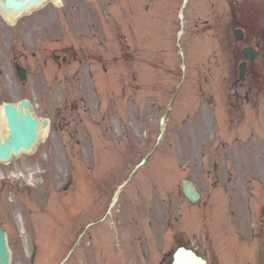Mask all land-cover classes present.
I'll list each match as a JSON object with an SVG mask.
<instances>
[{"label":"rangeland","instance_id":"rangeland-1","mask_svg":"<svg viewBox=\"0 0 264 264\" xmlns=\"http://www.w3.org/2000/svg\"><path fill=\"white\" fill-rule=\"evenodd\" d=\"M97 1L100 5L104 2ZM217 1L218 7L212 8L226 22L229 16L226 0ZM200 2L159 0L148 8L124 5L121 16L124 24L138 22L137 33L145 46L142 64L136 62L139 46L132 28L129 31L119 24L122 31L127 33L122 39H118L116 32H111L116 26L115 19L113 27L96 21L98 24L92 29L82 15L81 25H77L81 26L83 33L78 38L71 37L73 30H68L63 24V30L69 31V35L59 41L56 40L55 20L40 27L27 23L23 31L15 34V57L20 64L25 58L21 52L25 48L36 52L37 58L47 57V60L43 64L37 59L24 60L26 62L22 64L28 69L29 83L24 87L16 85L14 89L2 82L1 79L8 80L10 77L6 66H0L4 75L0 73V106L4 101L16 102L25 96L32 101L37 116L48 118L50 125L35 152L22 154L9 164H0L4 177L17 171L35 170L31 180L36 183L34 187L27 186L24 178L19 177L6 179L7 185L0 190V224L8 231L11 264H62L64 256L68 258L64 264H122L123 256L127 264L130 261L132 264H156L158 253L155 251L143 259L132 252L136 255L132 259L133 254L125 253V246H129L130 242L124 241L119 233L120 228L118 232L110 227L113 221L118 223L117 218L108 216L106 221L101 218L104 211L100 212V209L105 200L111 197L127 173L155 146L157 152L151 154L143 167L130 176L121 191L134 194L138 189L145 192L149 187L158 195L159 201L165 199L160 203L166 206L168 193L172 192L170 195L173 198L178 193L179 177L191 173L203 193L196 206L206 211L211 198L216 200V192L210 185L211 178L200 174L203 170L199 165L200 150L205 141L214 146L218 139H223L229 141L226 145L233 148L239 143L232 141V133L236 132L240 139H245V129L257 127L262 129L258 137L264 138V106L259 113L248 112V108L245 115L233 111L229 115L233 121V131L217 136H212L215 131L206 125L201 115L203 113L194 112L199 100L205 99L200 108L208 114L215 111L216 106L217 128L221 126L217 105L221 99H225L226 88L232 79V59L226 55L223 58L217 52L218 43L225 39L211 36L216 25L212 23V9H201ZM245 2L247 8L262 7L261 0ZM46 14L48 10L38 13L39 16ZM72 17L74 15L68 20L73 21ZM191 18L199 25L207 20L206 32L194 34ZM28 27L32 28L30 36L26 34ZM92 33L95 36L92 37ZM61 44H73L79 49L75 52L82 64L73 61L66 64L68 74L77 70L78 82L74 80L63 85L55 82L58 70L51 51H56L54 49ZM127 44L130 46L126 47ZM244 44L239 43L240 48ZM121 47L130 48L132 60L121 56ZM147 47L158 50L152 53ZM162 57L164 60L158 61ZM102 64L107 71L102 70ZM89 70L92 78L86 77ZM178 70L181 76L178 75L177 79L175 75ZM133 72L138 75L137 83L131 80ZM220 79L221 85H224L222 93L218 88ZM251 93L252 99H264V83L249 90L250 96ZM157 99H166V105L170 107L161 128L159 118L165 114V102L159 101L162 105L159 108ZM210 99H214V106ZM154 100L156 102L151 103ZM74 103L78 105L76 110L72 109ZM222 113L225 118V113ZM162 128L164 134L158 137ZM159 140L163 141L158 143ZM260 141L258 138L254 144L249 142V147L237 154L238 160L245 164L251 162L257 170L256 161H264V146ZM184 157L190 160L185 167L182 161ZM68 166L78 173L72 176L68 188L63 190ZM234 172L232 176L239 174V178H243V175H247L249 180L245 182L244 177L243 181L238 179V182L224 183L229 188L226 195L227 201L230 198L229 208L233 209L231 215L227 211L228 217L209 215L203 211L196 214L193 208L185 213L189 221H186L190 234L187 236L189 246L197 248L212 260L211 264H217L212 259L214 252L219 264H246L248 261L256 264V252L247 246L254 248L258 245L260 252L264 248L263 233L257 231L261 227L258 226L259 222H264L261 217L264 206H261L262 212L258 210V205L264 204V179L259 177L257 171L251 177L245 168ZM118 205L120 203L112 208L113 214ZM180 206H187V202L183 200ZM129 208V199L122 198L120 214ZM97 213L98 217L95 216ZM19 215L22 224L24 222L26 227L28 225L33 230L31 233L25 229L22 232ZM230 216L239 235L232 234ZM244 221L245 228H241L240 223ZM84 224L82 230L86 242L71 248L79 226ZM198 227L201 229L198 230ZM160 229L163 232L157 237V249L162 253L168 248V238L166 228L163 226ZM228 230L231 234H228ZM35 243L38 246L35 261L30 262L29 249Z\"/></svg>","mask_w":264,"mask_h":264},{"label":"water","instance_id":"water-1","mask_svg":"<svg viewBox=\"0 0 264 264\" xmlns=\"http://www.w3.org/2000/svg\"><path fill=\"white\" fill-rule=\"evenodd\" d=\"M28 102H21L18 109L13 104L3 105L9 134L4 137L0 134V159L7 160L11 154H18L21 149L27 150L38 139V129L41 127L30 112L22 111V106ZM46 121H44L45 123ZM0 264H9V251L7 249L4 231L0 228ZM173 264H205L190 251L178 250L174 255Z\"/></svg>","mask_w":264,"mask_h":264},{"label":"bare ground","instance_id":"bare-ground-1","mask_svg":"<svg viewBox=\"0 0 264 264\" xmlns=\"http://www.w3.org/2000/svg\"><path fill=\"white\" fill-rule=\"evenodd\" d=\"M0 129L2 132H6L5 118L2 109H0ZM32 175V172L28 171V177Z\"/></svg>","mask_w":264,"mask_h":264},{"label":"flooded vegetation","instance_id":"flooded-vegetation-1","mask_svg":"<svg viewBox=\"0 0 264 264\" xmlns=\"http://www.w3.org/2000/svg\"><path fill=\"white\" fill-rule=\"evenodd\" d=\"M3 19V18H2Z\"/></svg>","mask_w":264,"mask_h":264}]
</instances>
